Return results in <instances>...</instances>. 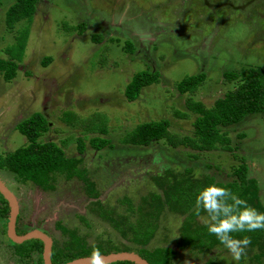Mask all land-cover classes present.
Listing matches in <instances>:
<instances>
[{
  "label": "rangeland",
  "instance_id": "rangeland-1",
  "mask_svg": "<svg viewBox=\"0 0 264 264\" xmlns=\"http://www.w3.org/2000/svg\"><path fill=\"white\" fill-rule=\"evenodd\" d=\"M13 1L0 0V58L8 57L3 48L14 42L16 30L26 24L22 20L12 30L6 26L5 11ZM80 22L86 24L81 34L74 28ZM94 32L101 35L100 43L90 39ZM126 40L133 42V53L123 50ZM44 56L51 58L45 66L41 63ZM245 64L264 68V0H39L16 76L6 81L0 74V155L28 144L17 124L41 113L49 125L39 140L61 144L70 134L65 153L82 158L100 195L98 201H91L78 178L67 179L61 173H56L55 189L44 191L0 170V181L18 204L19 230L26 226L25 231L39 230L58 242L64 236L56 224H62L76 229L89 243L108 239L135 252L140 246L123 238L96 213L91 202L111 207L116 214L126 215L129 224H136L140 214L135 209L130 215L123 198L138 206L150 192L160 193L151 175L168 167L179 171L191 167L194 177L212 176L214 182L226 183L234 179L232 171L240 163V155L246 159L248 175L256 180L264 204V111L250 114L228 129L236 157L223 150L196 153L162 140L150 146L120 142L136 124L161 118L170 121V132L193 134L196 115L188 111L187 118H179L173 113L174 109L187 111L186 94L176 91L175 82L206 72L207 80L194 99L210 106L226 89L222 70ZM146 68L160 72L159 82L143 87L138 98L128 101L126 85L134 73ZM65 110L81 118L94 112L105 114L108 133L90 135L106 137L114 148L96 150L86 134V146L80 153L75 138L84 134L80 127L71 128L61 120ZM238 132L242 138L236 136ZM188 152L196 153V159ZM182 217L164 206L146 246H171L176 250L173 264H205L207 260L257 264L252 259L256 247H248L239 262L223 245L201 252L177 249ZM4 219L0 215V264H35L37 253L33 251L23 259L14 254L4 232ZM198 219L209 222L206 215Z\"/></svg>",
  "mask_w": 264,
  "mask_h": 264
},
{
  "label": "trees",
  "instance_id": "trees-1",
  "mask_svg": "<svg viewBox=\"0 0 264 264\" xmlns=\"http://www.w3.org/2000/svg\"><path fill=\"white\" fill-rule=\"evenodd\" d=\"M38 1L14 0L5 11L4 22L9 30H12L18 22L26 20V24L16 30L14 42L3 48L8 57L0 58V74L6 81L16 76L19 62L22 61L28 42L30 24ZM74 28L81 34L85 31L86 24L80 22L74 25ZM90 39L95 43H100L102 37L99 33L94 32L90 35ZM133 45L131 40H126L122 48L128 53H133ZM50 60V57L44 56L41 63L45 66ZM221 77L226 89L222 95L212 101L210 106L205 105L201 100L194 99L199 87L207 80L206 72L200 71L186 75L174 84L177 92L186 94L185 108L187 111L174 109L173 113L179 118H187L188 111L196 115L193 122V134L180 136L170 132L168 129L170 121L161 118L136 124L124 133L120 138V142L150 146L152 143L162 140L172 147H188L196 153L223 150L229 151L236 157L234 152L236 145H232L228 129L239 125L248 115L264 111V68L253 64H245L240 67L222 70ZM159 78L160 72L155 69L146 68L134 73L125 88L124 93L127 100L133 101L138 98L143 87L158 83ZM60 118L71 128H81L80 131L84 135L75 138L80 153L84 151L86 146V134L99 132L103 135L108 133V119L102 112H94L81 118L73 111L65 110ZM48 123L41 113H35L21 120L17 124V128L26 137L28 144L21 145L0 155V170L14 174L16 180L20 183L31 182L34 186L47 191L55 189L56 173L64 174L67 179L78 178L88 192L91 201L94 198H97L98 201L100 192L94 186V180L90 178L87 167L82 165V158L77 155L69 156L65 153V147L72 140L70 134L61 140V144L51 140H39L47 131ZM236 136L242 138L243 134L238 132ZM88 142L96 150H100L105 146L114 148L109 139L101 135H90ZM196 153L188 152V156L196 159ZM238 158L240 163L232 171L234 179L226 183L214 182L212 176H205V179L194 177L191 167H186L184 171L168 167L162 173L158 172L151 175L160 188V193L150 192L142 198L138 206H134L130 198H123L124 202H127V210L130 215L134 214L136 210L140 214L136 224H129L126 215L116 214L111 207L105 205L100 207L98 202H91V206L123 238L140 246L134 251L150 264H173L176 250L171 246H156L153 248L146 246L158 227L160 213L164 206L183 216L178 227L177 249H189L198 252L221 245L216 236L209 234L207 228L209 222L203 223L198 219V216L206 215L208 217V214L201 210L200 214L197 215L194 211L196 195L202 188L210 184L225 187L245 199L250 206L264 212V204L259 200L256 180L248 175L249 168L246 159L242 155ZM8 209V202L0 193V215L6 217ZM56 226L64 238L58 242L53 240L51 251L53 264H62L78 257L92 256L94 251H98L99 254L121 250L133 251V249L123 244H121L122 247H117L108 239H100L97 242L89 243L76 229L67 228L62 224H56ZM232 235L235 238H242L244 235L250 236L252 242L249 248L256 247L258 249L253 254L252 259L257 264H263L264 229L250 233H233ZM13 246V252L19 258L23 259L33 251L37 253L35 264H42L43 242L40 239L25 240L21 244L13 243ZM109 264L136 263L125 260ZM205 264L215 263L212 260H207Z\"/></svg>",
  "mask_w": 264,
  "mask_h": 264
},
{
  "label": "clouds",
  "instance_id": "clouds-1",
  "mask_svg": "<svg viewBox=\"0 0 264 264\" xmlns=\"http://www.w3.org/2000/svg\"><path fill=\"white\" fill-rule=\"evenodd\" d=\"M201 210L208 214L209 234L216 236L237 262L247 255L246 250L252 241L248 235L235 238L232 234L264 229V212L250 206L230 189L216 184H210L197 193L194 211L199 215ZM91 264H103L98 251L92 253Z\"/></svg>",
  "mask_w": 264,
  "mask_h": 264
},
{
  "label": "water",
  "instance_id": "water-1",
  "mask_svg": "<svg viewBox=\"0 0 264 264\" xmlns=\"http://www.w3.org/2000/svg\"><path fill=\"white\" fill-rule=\"evenodd\" d=\"M0 193L7 200L10 216L8 218L7 224V234L10 239L16 243H21L29 239H40L43 242L42 250V264H53L51 261V245L52 240L47 233L41 232L39 230L29 231L22 235H19L15 232V217L17 214V202L13 194L6 188V186L0 181ZM100 258L103 261V264H109L116 261H131L136 264H150L145 258L139 255L137 252L133 251H114L106 254H100ZM62 264H91V256H83L72 259Z\"/></svg>",
  "mask_w": 264,
  "mask_h": 264
},
{
  "label": "flooded vegetation",
  "instance_id": "flooded-vegetation-1",
  "mask_svg": "<svg viewBox=\"0 0 264 264\" xmlns=\"http://www.w3.org/2000/svg\"><path fill=\"white\" fill-rule=\"evenodd\" d=\"M44 190V189H43ZM44 191H47V190H44ZM17 208H18V204H17ZM10 209V208H9ZM8 209V213H7V216L6 217H4L5 219L3 220V221H5L4 223V225H5V227H4V232H5V235H6V237L8 238V242H12V244L13 243H16V242H14V241H12L11 239H10V237L8 236V234H7V224H8V218H9V216H10V210ZM2 216V215H1ZM3 217V216H2ZM1 226V225H0ZM18 227H21L20 226V217H19V215L18 214H16V217H15V232L17 233V234H19V235H22V234H24V233H27V232H29V231H25L24 230V228H26V226L24 227V226H22V228L23 229H21V230H19V228ZM24 230V231H23ZM24 232V233H23ZM49 235V234H48ZM24 242V241H23ZM23 242H21V243H23ZM21 243H17V244H21ZM52 246H53V239H52V245H51V251H52ZM14 247V246H13ZM41 256H42V252H41ZM51 257V256H50ZM42 262H43V259H42Z\"/></svg>",
  "mask_w": 264,
  "mask_h": 264
}]
</instances>
